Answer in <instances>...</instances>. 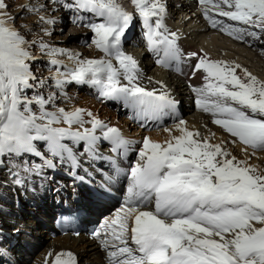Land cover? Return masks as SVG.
Wrapping results in <instances>:
<instances>
[{
    "label": "snow or ice",
    "instance_id": "1",
    "mask_svg": "<svg viewBox=\"0 0 264 264\" xmlns=\"http://www.w3.org/2000/svg\"><path fill=\"white\" fill-rule=\"evenodd\" d=\"M129 3L132 11L120 0H71L64 4L94 18L84 22L85 17L78 16L77 20L92 31V43L104 56L76 58L77 66L68 72L60 73L57 68L55 86L62 88L68 79L89 83L97 86L104 98L137 107L138 117L157 119L175 102L162 81L156 82L159 93L138 83V63L123 49L126 32L139 19L149 50L157 54V63L163 67L179 64L182 54L176 34L169 33L163 23L166 6L162 0ZM198 3L210 25L234 39H259L264 34V0ZM14 19L5 0H0V165L7 162L16 169L12 172L14 182L23 184L21 173L38 175L41 167H55L49 157L77 167L74 146L81 143L93 157L101 139L108 140L114 150L126 149L128 142L118 129L94 117L86 121L84 116L92 117L91 112L56 107V93L45 96L39 91L44 82L31 70L28 62L35 57ZM40 20L54 23L42 16ZM40 47L48 46L41 42ZM48 54L55 57L66 53L50 50ZM190 58L197 61L192 74L201 72L205 81L202 87L193 88L199 94L197 106L235 138L233 143L243 144L245 152L249 148L253 154L264 151V81L246 69L243 76L237 75L239 65L211 61L196 52ZM50 63L58 65L59 61L51 59ZM86 123L91 127H85ZM185 123L179 121V125ZM179 125L180 135H172L164 144L143 139L138 161L129 170L126 206L101 226L103 236L95 232L106 247L108 264H264V172L246 160H238L199 131ZM98 130L102 135H97ZM25 156L39 158L43 164L29 166ZM53 264H75V259L70 252L59 253Z\"/></svg>",
    "mask_w": 264,
    "mask_h": 264
},
{
    "label": "bare ground",
    "instance_id": "2",
    "mask_svg": "<svg viewBox=\"0 0 264 264\" xmlns=\"http://www.w3.org/2000/svg\"><path fill=\"white\" fill-rule=\"evenodd\" d=\"M120 3L127 10L132 11V5L129 3V0H120ZM192 5H190V4L183 5V8L176 10V14H175L176 16L178 13L180 15L182 14V16H184V13L186 15H191V18L189 20L187 19L183 23L180 22V25H177V26L175 25L176 27H184V26L196 23L198 21H199V23H202L200 17H198L197 14L195 13V11H193ZM171 6H173V5H171ZM53 7H55V6H53ZM56 9H59V8H56ZM180 21H183V18ZM174 22L175 21H173V24H174ZM203 32H208V31L204 28V24L202 23L200 29H197L195 31L196 37H197L195 39L200 40V41H204L209 36L211 38V41L213 42L212 44H207V45L203 44L200 47L199 46L196 47L195 42L191 43L188 40H186L187 43L185 42V40L184 41L182 40V44L186 47L187 50H191V51H199L201 48H204V50L212 53V50H210V46L214 45L215 48L231 49L238 54H240V52H243L245 54H251L249 50H242L241 51L240 46H238L236 44H233L231 42L227 43L228 40L225 38H221L219 36H218L219 38H217L216 37L217 35H214L211 33L208 35H205V34H202ZM79 33L80 32L75 31V29L72 28V32L70 33L68 40H73L77 43L78 39H79L77 37V35ZM136 41H137V38L134 39V42H136ZM206 43H207V41H206ZM225 43H227L228 45L225 46L226 45ZM66 46H68V45L65 44V47ZM128 49H131L130 46L128 47ZM253 51L255 52V54L245 55V57H247V58H255L256 57L257 59L264 61V35H260V38L258 40H256L255 49H253ZM48 53H49V51H42V52H40L39 55L34 56L35 57L34 60L45 59V60L51 61V59H56L57 61H59V64L58 65H52L49 62L50 65L52 67L58 68L60 73H64V72H68V71H71L72 69H74V67L77 66L76 65V58L80 59V57L86 52L83 50L82 51L76 50L74 52H71L69 50L68 53H69V55H71L69 57L64 56V55H59V56L56 55L55 57H52ZM138 53H139L138 54L139 57L141 58V56H142L141 51L139 50ZM72 54H74V55L72 56ZM70 57H72V58H70ZM210 58H213V59H210L211 61H223V59H221V60L214 59L215 57H213V56ZM217 58H221V57L217 56ZM222 58H227V59L231 60V58L226 57V56H224ZM141 60H142V64L144 65V67L146 69L147 76L149 77V79L147 78V76H146V78L148 80H150V81L144 80L145 85H147V87L149 89H151V88L160 89V85L154 83V82L159 81V79L165 81L167 86H169V90H171V88H172L171 85L176 83L177 89L175 87V91L172 93L177 92V95H176L177 98L181 99L187 106V108L182 110V115H183L184 121L186 123L184 125L178 124L179 126L185 127L188 131H194V132L199 131L201 133V135L203 137L208 138L210 140V142L222 144L226 148V150L228 152H230L233 156L237 157L238 160H246L248 165L250 163V162H248V159L250 160V156H252L254 160L250 166L256 168L257 170H259L261 172H264V151H260V152L255 151V153L253 154V150L251 148H249L248 151L245 152L243 150L245 148V146L239 142L233 143L232 141L235 138L231 137L221 127L214 124L212 122L213 118L210 114L203 115L202 113L193 110V108H192L193 105L191 102L192 98L190 97L189 90L186 87V84H184V82H182L181 80L176 81L175 79L167 76V74L162 72L160 69L152 68L151 63L147 60L145 55L142 56ZM249 60H251V59H249ZM227 62H230V61H227ZM232 65H238V64L235 62ZM242 70L243 69L241 67L239 69H237L238 75L243 76ZM248 72H250L252 75L256 76L258 78V80L262 81V79H263V81H264V77H263L264 74L263 73H262L263 75L260 74L258 76L257 73H254L250 70ZM57 75H58L57 71L53 72V76H52L53 79L52 80H53L54 84H55V78L57 77ZM199 77L200 76H198L197 79L194 80L195 83H199L198 82V79H200ZM60 78L64 79L63 77H60ZM188 81H190V80H188ZM66 82H64L63 85L66 84ZM82 98H83V96H82ZM88 103H90V102H88ZM189 105L191 107H188ZM104 107L106 110H103V112H102V115H101L102 119H103L102 121L107 122V124L110 126L114 125V126H119L121 128H124L125 132H127V134L129 136H132L135 138H140V139H142L143 137H148L152 141L164 144L166 141L171 139L172 135H180V133L177 131L178 125L173 127V128H166V129L171 131V135H170V132L166 131L165 129L154 132V133H143V134H141L142 132H137V130L134 127H132L131 125H129L125 120L119 121L117 117H113L112 120L110 121L111 110L106 105ZM107 110H109V111H107ZM94 116L100 117V115L98 116V113L94 114ZM108 121H110V122H108ZM2 206L3 205L0 204V210L4 209V208H2ZM12 209H10L9 207L8 208L6 207L3 211H5V213L9 214L10 216L16 215L15 212H8V210L16 211L15 209H13V210ZM48 209H49V207H48ZM47 210H43L42 208L37 210L34 214H31L28 218L25 217L26 220H23L24 222L21 221V219L20 220L16 219V217H8V216L6 217V220L8 222H10L15 218L18 224H19V222H21L22 225H24V227H30L34 230H38L39 227H41L43 231L40 234H43V233H47V230H46L48 228L47 224L49 223V220L51 218V216ZM100 213H101V211L99 210L96 213V216L97 217L100 216ZM0 216H3V215L0 214ZM42 217H43V222L39 221ZM51 226H52V223H51ZM24 241H25V242H23V243H25L24 246H20V245L17 246V250L19 249L21 254L16 255L15 252H12V254H14V257L17 259V262L19 264L21 262L19 261V258H17V256L23 257V254H25L27 252V250L35 242V237H27L24 239ZM42 249H44V248H42ZM50 249H53L52 257H51V259L48 260V263L50 262V264L53 262L52 260H54V258L57 254L62 253V251L66 250V249H70V250H73L74 252L78 253V255L80 256V261H81L80 264H99L100 263L99 259L104 256V252L102 250H99L93 242L88 241L86 239V237H84V236H81L79 239H70L69 237H65V238L57 237L54 241H52V244L48 247L46 252H48V250H50ZM46 252L44 253V255H41L43 260H44V256H45Z\"/></svg>",
    "mask_w": 264,
    "mask_h": 264
},
{
    "label": "rangeland",
    "instance_id": "3",
    "mask_svg": "<svg viewBox=\"0 0 264 264\" xmlns=\"http://www.w3.org/2000/svg\"><path fill=\"white\" fill-rule=\"evenodd\" d=\"M5 3L7 4V12L9 13V15L11 17L15 18L14 19L15 27L17 28V30H19L21 35H23L24 38L29 42L28 51L33 57L39 55L40 52H42V51H50V50H60L63 52L65 51L64 53H66V54L64 56H67V57L71 56L68 53L69 50L71 52H74L76 50H81V51L83 50L86 53H84L80 57L81 60L100 59L103 57L102 53L99 52L98 50H96L95 45L92 43L88 44L86 46H82L78 42L76 43L73 40H68L69 35L72 32V28H74V27H71L69 25V21H67L64 17V12L61 9H56V8H58V6L56 4V0H5ZM53 6H55V7H53ZM33 9H39V11H33ZM194 10L195 9H193V11ZM41 16L44 17L46 20L54 21V23L42 22L40 20ZM179 17H181V15L178 14V19L175 22L176 24L180 23ZM182 17L183 18L185 17L186 19L188 17V20H189L191 18V15L184 14V16H182ZM9 22L11 23L12 21H9ZM184 28L186 31V35L188 34L187 40L191 43L195 42L196 47H198V46L200 47L203 44L207 45V44L213 43L209 36L204 41L196 40L194 38V36H192V34H193L192 32L194 30H197L200 28L199 24L188 25ZM74 29H75V31L80 32L77 35V37L79 39L83 36V33L86 31L84 29H78V28H74ZM187 29H188V31H187ZM202 34L208 35L210 33H202ZM90 36L93 38V35L90 34ZM216 37L219 38L218 36H216ZM206 41H207V43H206ZM33 42H35V43H33ZM41 42H43V44L47 45L48 48L41 49V47H40ZM227 43H225L226 44L225 46L228 45ZM65 44H67L68 46L65 47ZM238 46H240L241 51L242 50H249V49H246L245 46H242V45H238ZM210 50H212V53L210 52L209 55H211L215 58H217V56H220L221 58L226 56V57L231 58V60L233 62H236L242 69H247L248 71L250 70L254 73H257L258 76L262 73L264 74V61L263 60L257 59L256 57L255 58L245 57V55L255 54V52L253 50H249L251 54H245L243 52H240V54H238L231 49L215 48L214 45L210 46ZM73 55L74 54H72V56ZM249 59H251V60H249ZM40 60H42L41 63H39V60H30L32 62H37L36 64L28 62L31 66L32 72H34V74L36 73L37 74L36 76H38V78L44 82V87L40 88L39 91L43 92L45 96H47L51 93H56L57 98L55 101V106L61 107L63 105V102H62L63 100L62 101L60 100V96L54 90L53 82L51 81V78L53 79V77H52L53 72H56L57 68L52 67L49 63L50 62L49 60H45V59H40ZM43 61H46V63H43ZM48 68L51 69L52 73L48 72ZM54 68H56V70H54ZM263 77H264V75H263ZM262 81H263V79H262ZM68 82H69V80H67L66 84H64L62 86V88H67V90H68L69 89L67 87ZM62 88H58V89H62ZM69 92L72 94V97L74 100L73 102L76 103L77 105L76 104L73 105V103L71 102V104H64V106H62L61 108L65 109V107H66V108H68L66 110H69V111H71L73 109H82L84 111V113L91 112L93 114L92 117L85 115L84 116L85 118L92 119L94 117L95 119L103 120L101 115H102L103 110H106L104 105H101L100 103L94 101V99H92L89 95L85 94L84 92H81V91L77 92L74 88V85L72 88H70ZM82 96H83V98H82ZM69 98H71V96ZM88 102H90V103H88ZM107 111H109V110H107ZM96 113H98V116L100 115L101 118L94 116V114H96ZM113 117H117L119 121H121L123 119V118L121 119V117H118L117 115H115L114 111L111 112L110 121L112 120ZM110 121H108V122H110ZM144 138L145 137L142 138V141ZM253 160H254L253 157L250 156V160L248 159V162H250L249 165H251ZM0 204H2V203L0 202ZM2 208L5 209V206L3 205ZM109 209L110 208L101 209L100 210L101 211L100 216L103 214L107 215V211ZM3 210H0V212H2V213H0L1 215H7L8 217H14V216L17 217L16 211L8 210V212H15V214H16V215L10 216L9 214H6L5 211H3ZM30 215L31 214H22L23 218L21 219V221L26 220L25 217L28 218ZM19 225L21 227H23L21 229V231L31 233L32 235L28 236L27 234L22 232L21 236L18 237V241L23 243V242H25L24 241L25 238L35 237V242L27 250V252L25 254H23V258L26 257V255H28L29 253H33L32 254L33 258L35 259V257H37V259H36L37 263L41 264V261L43 260L41 255H44V253L46 252L48 247L52 244V241H51V243L48 241V238H47L48 233L40 234L43 231L41 227H39V229H38L39 231H38V230H34L30 227H24V225H22L21 222H19ZM47 229L50 230V227H48ZM24 244L25 243H23V245L20 244V246H24ZM42 248H44V249H42ZM10 249L12 252H15L17 250V248H13L11 246H10ZM17 254H21V252H19V253L17 252ZM34 259L30 260L31 264L33 263ZM99 262H100L99 264H101V261H99ZM27 263L28 262L24 260L20 264H27Z\"/></svg>",
    "mask_w": 264,
    "mask_h": 264
}]
</instances>
